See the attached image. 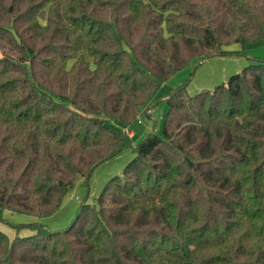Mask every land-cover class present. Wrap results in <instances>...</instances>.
<instances>
[{"label":"trees","instance_id":"1","mask_svg":"<svg viewBox=\"0 0 264 264\" xmlns=\"http://www.w3.org/2000/svg\"><path fill=\"white\" fill-rule=\"evenodd\" d=\"M261 39L264 0H0V221L17 229L0 264H264V59L173 87L163 134L126 128L160 83ZM128 148L68 226L43 221Z\"/></svg>","mask_w":264,"mask_h":264},{"label":"rangeland","instance_id":"2","mask_svg":"<svg viewBox=\"0 0 264 264\" xmlns=\"http://www.w3.org/2000/svg\"><path fill=\"white\" fill-rule=\"evenodd\" d=\"M229 47L226 48L232 51L229 54L212 56L201 63L196 69L183 70L172 76L168 81L159 84L158 89L153 93L148 104L142 109L138 117L129 126H125L129 133L133 132V135L136 133V137L139 136V139H136L134 143L141 141L149 131L163 134L164 118L169 108L166 96L173 87L188 81V90L192 94L204 89H211L228 79L232 74L240 72L251 62V57L264 59V39L247 43L244 47L238 44H232ZM1 55L2 51L0 50ZM148 107H150L151 118L145 116V111ZM116 125L122 126L118 123ZM134 154L132 148L125 149L113 159L100 164L88 179L84 177L76 179L74 184L69 188L64 200L65 205L69 203L70 209L63 212L60 220H58L59 222L57 218L55 219L59 225H55L53 221L52 224L57 228L68 226L77 215L80 205L85 201L94 203L106 182L113 176L120 174ZM5 217L13 223H26L36 218L10 210L5 211ZM0 229L5 231L10 237H14L17 233V229L4 221H0ZM31 233V229L29 228H23L20 231L22 236Z\"/></svg>","mask_w":264,"mask_h":264},{"label":"crops","instance_id":"3","mask_svg":"<svg viewBox=\"0 0 264 264\" xmlns=\"http://www.w3.org/2000/svg\"><path fill=\"white\" fill-rule=\"evenodd\" d=\"M227 80V79H226ZM224 80V81H226ZM131 133V132H130ZM135 133V132H134ZM132 135V138L134 141H136V139H139V136L136 137V133L133 135V132L131 133ZM76 198L79 199L78 196H76ZM69 203H67L66 205L63 204V206L60 208V210H58L56 213H54L53 215L49 216V217H46L43 219L44 222H46L51 228L53 229H58L57 227L54 226V224H52V221L53 223L55 222V225L57 224V221L60 220V217L61 215L63 214V212H65L66 210L70 209V207L68 206ZM57 218V221H55V219ZM33 220H36V218H34ZM49 221V222H48ZM51 222V223H50ZM59 222V221H58ZM59 225V224H57Z\"/></svg>","mask_w":264,"mask_h":264},{"label":"water","instance_id":"4","mask_svg":"<svg viewBox=\"0 0 264 264\" xmlns=\"http://www.w3.org/2000/svg\"><path fill=\"white\" fill-rule=\"evenodd\" d=\"M198 65H199V63H197V64L195 65L194 69H196ZM145 116H146L147 118H151L150 107H148V108L146 109V111H145Z\"/></svg>","mask_w":264,"mask_h":264}]
</instances>
